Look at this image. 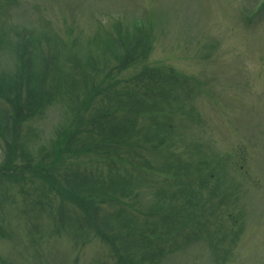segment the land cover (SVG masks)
I'll return each instance as SVG.
<instances>
[{"label": "rangeland", "instance_id": "1", "mask_svg": "<svg viewBox=\"0 0 264 264\" xmlns=\"http://www.w3.org/2000/svg\"><path fill=\"white\" fill-rule=\"evenodd\" d=\"M0 264H264V0H0Z\"/></svg>", "mask_w": 264, "mask_h": 264}, {"label": "trees", "instance_id": "2", "mask_svg": "<svg viewBox=\"0 0 264 264\" xmlns=\"http://www.w3.org/2000/svg\"><path fill=\"white\" fill-rule=\"evenodd\" d=\"M124 43V42H123ZM123 67V66H122ZM146 68H144L143 70H145ZM147 73V70H145V71H143L142 72V75L143 74H146ZM149 75V74H148ZM147 75V76H148ZM141 76V75H140ZM140 82H141V80L140 81H138V82H136V85L139 87V88H141V85H139L140 84ZM113 87H115V83H113L112 82V84H108V89L109 88H113ZM107 90V89H106ZM118 93L119 92H117L116 94L118 95ZM115 96V97H120L121 95L119 94L118 96ZM104 115H106L105 113H103ZM138 114V113H137ZM133 120H135V122H136V118H133ZM125 122L126 123H128L129 121H128V118H125ZM96 125V124H95ZM173 127V126H172ZM115 128H117V126L115 125L114 127H112V129L115 131ZM119 129H121L122 130V128H119ZM125 130H126V128H124ZM123 133H124V131H123ZM75 136V135H74ZM133 137V136H132ZM127 138H128V136H127ZM123 139V140H121V139H119V140H111V139H108L107 141H104L105 143H103V145H109V144H112V146H110L109 145V147L110 148H107V149H111V150H113L114 151V154L112 155V159H113V157L115 156V157H117V158H120V154H118V152H117V150H119V149H121L122 147L124 148L125 146H128V147H132V146H135V147H139V148H142L141 147V145H140V143H139V141H133L132 140V138H128V139ZM53 165H54V163H53ZM213 176V175H212ZM211 176V177H212ZM74 195V194H73ZM73 197V196H72ZM76 198L78 199V200H80L82 203H83V201L85 202V203H87L88 201H91V200H93L94 198H93V196H91V197H86V199L85 198H83V197H81V196H74V199L76 200ZM91 199V200H90ZM101 202H103V200H100ZM111 201V200H110ZM114 201H117V200H114Z\"/></svg>", "mask_w": 264, "mask_h": 264}]
</instances>
